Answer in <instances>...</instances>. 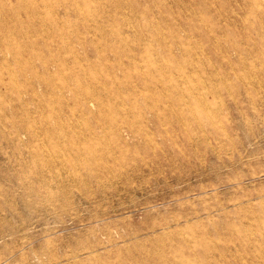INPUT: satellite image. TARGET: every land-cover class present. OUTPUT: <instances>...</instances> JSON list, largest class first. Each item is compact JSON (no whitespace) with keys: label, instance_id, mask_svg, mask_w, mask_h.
Here are the masks:
<instances>
[{"label":"rangeland","instance_id":"1","mask_svg":"<svg viewBox=\"0 0 264 264\" xmlns=\"http://www.w3.org/2000/svg\"><path fill=\"white\" fill-rule=\"evenodd\" d=\"M0 264H264V0H0Z\"/></svg>","mask_w":264,"mask_h":264}]
</instances>
